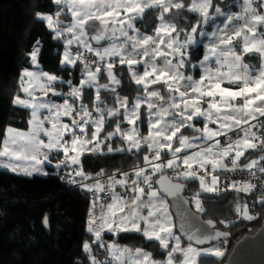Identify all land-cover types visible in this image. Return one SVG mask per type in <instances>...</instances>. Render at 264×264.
<instances>
[{
	"label": "snow or ice",
	"instance_id": "6c2138e0",
	"mask_svg": "<svg viewBox=\"0 0 264 264\" xmlns=\"http://www.w3.org/2000/svg\"><path fill=\"white\" fill-rule=\"evenodd\" d=\"M53 2L58 6L55 18L51 14L41 13L40 11L35 13V18L38 21L46 22L47 28L55 32L57 39L66 34H71V38L65 41V51L61 60L62 66L75 65L77 61L84 62L85 58L82 52L77 50L74 56L69 51V46L78 44L88 52L94 53L100 60H104L105 57H119L120 64H127L135 83L144 86L150 110L158 107L151 102V98L162 99V97L158 91H147L149 84H156L161 81V78H164V83L168 84L170 91L179 92L184 107L182 110L174 113L175 116L180 117L178 122L173 119L170 123L165 122L161 126L164 118L172 115L169 112V108L163 107L159 108L156 113L159 119H149V135L143 138V142L147 144L150 152L155 149L154 158L156 160L161 159L160 150L168 148L173 152V159L168 160L166 166L169 168L174 167L176 165L175 153H180L185 148L192 147V145L189 142V138L182 134L178 138L179 147L173 149V145L170 142L177 137L178 133H181L182 128L193 127L192 124L186 123L187 121H193L194 117L200 116H203L205 120L211 123L218 124L221 130H211L208 124L205 123L202 137H192L195 140L201 138L213 140L217 136L226 135L225 130L234 131L237 128H241L243 124L249 125L248 128L241 129L244 132L243 138L229 143L226 147L221 148L219 152L213 151L214 145L195 152L190 156L183 157V164L188 170L179 175L185 178L199 179L201 188L204 191H218L219 177L213 175L211 183L208 184L203 177H198L195 171H191L193 163H198L200 168H203L205 164H211L212 170L215 172L218 168H226L223 164V159L228 157L230 152L234 151L235 155L231 159L232 168L227 170H235L239 166L238 161L245 155V151L249 149L256 150L258 148V144L254 141H259V148L264 149V139H261V136H258L256 132L251 130L256 127L251 121L257 120L258 117H264V31L260 30L264 28V14L258 11L259 8L264 7V0H243V11L241 13H230L225 17L223 27L217 29L212 34L215 40L211 45L207 46L209 54H206L201 62L203 65L209 59L214 58L216 65L219 67L215 69L205 67V74L198 81L193 80L192 76H185L184 73L179 71L180 68L185 66L183 58L178 63L173 64L172 60L166 58L170 53L163 52L160 49L161 44H166L167 49L171 53H178L184 47L178 39L173 38V33H177L178 36L176 26L165 20L166 15L171 10H181L186 7L181 0H53ZM211 7L212 0H192L191 4L187 6V10L199 13L203 17V20L207 21L209 18V8ZM150 9H159L160 15L158 19L161 23L155 29V36L141 35L138 29L135 28L134 21L144 18L145 13ZM215 11L218 15H223L219 7ZM65 12L71 15V23L62 26L64 22L60 17L65 15ZM121 13H123L122 18ZM94 21L99 22V28L94 23H90ZM117 24L120 26L119 28L116 27ZM129 29L137 34L129 35ZM93 30L95 34L89 37V31ZM196 31L197 27H192V32L195 33ZM109 32L111 36L107 35ZM164 36L168 37L167 41H165ZM121 37L124 38L123 41L116 43L115 41H119ZM106 39H110L113 42L102 49H93L89 43V40H92L99 44ZM39 43L37 41V46H34L32 51L27 53L33 65L37 64V56L40 51L38 47ZM187 43H191V36L188 37ZM150 45H153V47L149 48ZM250 54L258 55L260 59L258 68L244 62L245 57ZM141 55L152 56L153 60L156 57L163 56L165 57L164 66L158 68L155 62L150 63L148 67L151 68V71L145 69L143 75H138L133 71V66L147 63L142 59H137V56ZM184 55V53H181L182 57ZM225 68L227 71H223ZM113 69L114 63H106L109 82L111 84H119L120 81L116 79ZM102 71V68L99 66L93 71L85 63L84 75L86 79L82 78L80 80V87H72L71 81H68L70 86L69 95L74 100L82 99L84 86L97 88V103L94 104V108L100 115L98 118H92L88 107L84 104L76 111L67 99L62 104L49 103L45 99L49 93L54 96L61 95L53 87L59 80L56 75L47 72L37 73L27 69L24 70L19 77V82L21 90L26 94L28 99H21L17 95L14 97L13 103L31 110L30 129L25 133L12 127L7 128V138L4 140L3 147L0 148V167L13 172L24 171L27 173L28 169L21 167L20 162H31L34 170L40 171L39 165L44 162L51 163L49 153L52 152H63L65 157L64 160H60L55 164L56 168H60L61 165L79 164V154L85 150H89L86 149V145L93 143L104 127L105 120L103 113L105 110H107L108 116L118 115V110L116 109L107 108V106L100 107V104L103 102L99 95V88L103 87L106 91L109 90L108 85H99L97 83V76ZM150 76H154L155 78L149 81L148 77ZM225 79L229 83L240 84L242 86L238 90L223 88L221 87V83ZM185 80L189 82L186 87H190L191 92L197 96V98L191 101L184 100L183 97L186 93L179 91L180 81ZM173 84L176 87H173ZM38 91L43 95L37 96ZM111 91H115V89H111ZM217 95L220 96L219 101L215 100ZM205 96L213 98L209 102L207 110L200 107L199 98ZM237 98H245L244 103L242 105L232 103ZM117 99L118 103L125 108L124 119L129 124L135 125L136 121L140 119V115L137 112L141 106L140 100L138 99L133 108L129 110L126 100H122L119 97ZM170 107L172 109H179L180 105L172 102ZM74 111H76V115L80 119L73 118L72 126L61 122V117H72ZM213 113L216 114L215 118L213 117ZM152 115L150 111L149 116L151 117ZM46 124H50V128L45 127ZM87 124L95 126V131L91 133L90 139H85L73 130V126L78 127L79 133L86 134L84 126ZM261 126L264 127V125ZM195 131L200 132L201 129L196 128ZM117 132H120L119 125H117ZM66 135H71L70 141L64 139ZM137 135L135 127L131 131L122 133V138L130 142L129 151L132 148H141V140L137 139ZM42 136L47 137V142L41 138ZM111 136L112 134L110 133L107 138L111 139ZM160 138L169 143H162ZM219 143V141H216V145H219ZM96 147H98V144ZM90 150L95 151L96 149ZM109 151H112V149L109 148ZM69 152L77 153V155L69 157ZM144 160L147 163H151L148 156H145ZM261 160H264V156H261L260 160H251L244 166V169L252 172L253 175H255L254 169L264 173V166L258 167ZM153 167L155 170H159L162 165L155 164ZM74 175L80 176L85 180L90 178L81 170H74ZM135 175L137 178L143 177V182L148 184L150 177L144 175L143 169L137 170ZM127 183V174H125V179L116 180L115 178H111L107 190H113V185L123 187ZM131 184L133 187L127 189V191L134 193L130 202L125 200L123 196L116 195L113 191L111 196L112 203L107 204V211H102L99 217L91 216L88 231L96 238L92 243L100 242L102 239L101 234L105 231L114 235L121 232H141L148 240L158 241L159 247L166 252V258L163 262L156 261L150 253L144 252L140 248L132 252L127 248H119L117 245L108 244L107 252L109 253L110 260L107 264H112V262H115V264H176L177 255L183 257L179 264H197L196 257L201 255H212L218 258L224 255L223 251L215 246L203 249L193 247L194 244L204 245L211 240H217L227 235L220 231H215L214 233H209L206 230L199 233L190 232L187 235L189 245L186 248H182L181 239L172 232L170 217L163 209V205L161 204V207L157 208L152 203L157 193L149 191L147 193L149 199L146 203L141 199L145 194V189L139 186L138 179L131 180ZM83 186L88 191L103 192L106 190L99 182L94 186ZM255 187L251 183H245L242 186L233 183L230 186L231 189L246 194L251 193ZM258 203L264 205V192H262ZM142 208L148 209L147 216L140 214L139 209ZM197 210L202 211L199 202H197ZM236 211L244 219H253L249 215L247 204L243 205V207L237 204ZM157 213L160 214L158 215ZM44 222L47 225V218H45ZM208 224L210 228H215V225L211 221ZM170 241L174 242L171 247H169ZM82 247L84 252L88 254L91 264H101L92 255L91 246L87 241L83 243ZM100 247L103 248L105 245L100 243Z\"/></svg>",
	"mask_w": 264,
	"mask_h": 264
},
{
	"label": "trees",
	"instance_id": "16d2710c",
	"mask_svg": "<svg viewBox=\"0 0 264 264\" xmlns=\"http://www.w3.org/2000/svg\"><path fill=\"white\" fill-rule=\"evenodd\" d=\"M191 1L181 0L186 7ZM240 1L212 0L209 16L213 15L214 18L210 16L205 27L201 25L202 17L189 12L186 7L181 10H171L165 20L176 26L178 38L183 41L194 26H197L195 36L200 30L206 32L211 30L214 20L218 19L215 11L217 7L222 13H232L237 10ZM57 8L53 0H0V146L7 127L28 129L30 110L15 105L13 100L17 95L24 96L19 77L24 70L31 68L32 62L27 53L37 46V41L40 42L37 62L41 70L59 78L53 87L56 91H60L61 95L49 94V98L53 101L67 99L73 106L75 102L76 105L84 104L89 112L97 103L94 89L85 86L82 90V99L72 103L68 81H71L72 87H80L82 65L89 62L85 59L74 67L62 66L61 56L64 49L62 42L55 37V32L47 28L46 22L35 18L37 11L51 14L55 18ZM159 15V9L148 10L144 18L135 21L138 31L145 35H153L160 22ZM60 19L64 22L62 26H66L71 21V15L65 12ZM202 39L204 40L205 36ZM201 44V42L196 46L189 44L185 51L187 63L183 68L184 72H191L193 65L201 60L203 55ZM244 62L257 67L258 57L250 54L245 57ZM118 63L119 61L114 63L113 70L120 83L115 91L99 90L103 102L100 106H113L118 97L125 98L127 105H130L137 97L146 94L145 88L138 86L131 78L127 64ZM90 67L94 68V65ZM193 75L199 78V70L196 67ZM101 78H105L103 72L100 74ZM155 88H159L161 94L166 96L167 89L164 85L150 86L147 91L150 92ZM205 98L209 99V97ZM145 109L146 107L143 106L141 111L144 112ZM114 120L115 118L107 119V121ZM110 125L111 123L108 122L107 126ZM103 128L97 136L98 140H101L105 131ZM85 129L84 138L90 139L93 132L92 126L88 124ZM92 144L94 141L88 146ZM117 145L123 146L124 142L114 137L111 147L116 148ZM148 151L146 146L119 152L97 150L94 154H83L79 167L88 177H93L97 173L108 175L144 164V157ZM257 155V153L245 151L239 165L247 163L250 158H256ZM186 183L185 198L192 202V199L196 197L201 204L202 211L199 214L202 218L216 222L217 228L228 232L231 238L240 236L247 228L258 227L257 220L264 215V205L258 203L259 197L253 193L241 194L230 191L208 193L201 188L199 179L189 178ZM118 189L119 187H116L114 190ZM237 204L241 207L247 204L249 215L253 219L247 220L238 214ZM95 205L97 203H90L86 191L66 187L55 168L48 167L45 175L32 176H21L0 170V264H91L88 254L82 247L86 241L91 246L92 255L101 264L110 259L107 252L108 241L126 248L136 246L150 253L156 261L165 260L166 252L159 247V243L148 240L139 233L103 234L100 242L92 243L96 238L86 230V219L89 209ZM45 218H47V225L44 222ZM253 221H257V225L249 226ZM256 227L249 233H253ZM100 243H103L105 247L101 248ZM226 244L229 247V244ZM213 246L216 247V245ZM225 255L226 253L219 258L201 255L198 257L197 264H222Z\"/></svg>",
	"mask_w": 264,
	"mask_h": 264
},
{
	"label": "rangeland",
	"instance_id": "374dc122",
	"mask_svg": "<svg viewBox=\"0 0 264 264\" xmlns=\"http://www.w3.org/2000/svg\"><path fill=\"white\" fill-rule=\"evenodd\" d=\"M192 2V1H191ZM191 2H190V4H191ZM189 4V5H190ZM186 9H187V7H186ZM212 18H214V16L213 15H210ZM205 22V23H204ZM161 23V21L158 23V25H157V27L159 26V24ZM207 23H208V21H204L203 19H202V26L203 27H205V25H207ZM111 27V26H110ZM116 27L117 28H119L120 26L117 24L116 25ZM197 27V26H196ZM139 32V31H138ZM191 33V34H190ZM189 33V35L187 36V38L185 39V40H183V41H180L179 40V38H178V36L175 34V33H173V38H175V39H178L179 40V42L181 43V44H183L184 45V47H182L181 49H180V52H178V53H171L170 52V50L169 49H167V47H166V44H161L160 45V49H161V51H163V52H165L164 51V47H166V49L168 50V52L170 53L166 58L167 59H170V60H172V62H173V64H176V63H178L180 60H181V58H183V60H184V64H185V66H186V63H187V54H186V50H187V48H188V46H189V44H194V46H196L199 42H201V43H203L204 42V44H205V46L204 45H202L203 46V48L205 49V53H204V50H203V53H204V55H202L203 57L201 58V60H203V58H204V56L206 55V54H209L208 53V48H207V46H208V42L206 41V37H205V39L203 40L202 39V37H204V36H206V31L205 30H200V31H198V38H197V43L195 42V39H194V33L191 31ZM109 35L108 36H110V32L108 33ZM137 33H134L133 32V34H129V35H136ZM139 34H141V35H145V34H142V33H140L139 32ZM117 35H119V33H117ZM156 35V32L153 34V35H151V36H155ZM161 35H163V34H161ZM189 36H191V43H187V40H188V37ZM123 37H121V39L119 40V41H115L116 43H120L121 41H123ZM164 39H165V41H167L168 40V37L167 36H164ZM113 41L112 40H109L107 43H105V44H97V43H91V46L93 47V49H102L103 47H107V46H109V44H111ZM151 47H153V45H150L149 46V48H151ZM141 52H142V50H141ZM181 53H184L185 55L182 57L181 56ZM96 56V55H95ZM97 57V56H96ZM98 59H99V57H97ZM111 58H113V57H105V59H104V68H102V72L104 73V76H105V78L104 79H100V74H98V76H97V83L99 84V85H108V88L109 89H116L115 87H117V85L118 84H111L110 82H109V80H108V77H107V70H106V63H108V62H110V59ZM147 58H148V56H138V59H145V60H147ZM164 59H165V57H163V56H160V57H156L155 58V60H153V57L151 56V62L150 63H153V62H155L156 63V65H157V61H159V60H161L163 63H164ZM212 59V58H211ZM211 59H209V61H207L206 62V65L209 67V65H210V60ZM150 63H143V65L146 67V66H148V64H150ZM118 64H120V63H118ZM139 64H136V65H134L133 66V71L135 72V67L136 66H138ZM184 66V67H185ZM158 67V66H157ZM183 67V68H184ZM195 67H198V62L196 63V64H194L193 65V68H192V70H191V72H184L183 71V68H180L179 69V71L180 72H182V73H184V75L185 76H192V78H193V80H196V81H198L200 78H196L194 75H193V73H194V68ZM91 68V67H90ZM95 68H96V66H94V68H91V70H95ZM84 69H85V63H83V65H82V69H81V77H80V80L82 79V78H84V79H86V76L84 75ZM150 70H151V68H150ZM128 72H129V74L131 75V78H132V73L129 71V68H128ZM113 73H114V75L116 76V79L118 80V78H117V75H116V73L114 72V70H113ZM133 79V78H132ZM148 80H150V77H148ZM79 84H80V81H79ZM189 84V82L188 81H180V85H179V91L180 92H185L186 93V95L183 97V99L184 100H189V101H191L192 99H195V98H197V96H196V94H194V93H192L191 92V88L190 87H186V85H188ZM165 86V85H164ZM85 87H87V86H85ZM166 87V86H165ZM176 87V86H175ZM93 89H94V91H95V96L97 95V88L96 87H92ZM166 92H167V94H166V96H163L162 94H161V92L160 91H158L159 93H160V95H161V97H162V99H157V98H155V97H153V98H151V102L152 103H154V104H156L158 107L157 108H153V109H149L148 108V97H147V95L146 94H144V95H142V97H137L134 101H133V103L132 104H130V105H127V108L129 109V110H131L132 108H133V106H134V104L136 103V101L139 99L140 100V103H141V106H140V108L137 110V112H138V114L140 115V119L139 120H137L136 121V124L135 125H132V124H129L125 119H124V113H125V108L120 104V103H118V99H116V103H115V105H113V106H107V108H111V109H116V110H118V115H116V116H108V114H107V110H105V112L103 113V115H104V120H105V126H104V128L103 129H105V131L103 132V134H102V139L101 140H97V137H96V140H95V144L96 143H98V145H100V148H99V151L100 152H119V151H121V150H129V148H130V142L129 141H126L125 139H123L122 138V133L123 132H128V131H131V129L133 128V127H135L136 129H137V133H138V135H137V139H140L141 140V147H144V146H146V147H148L147 146V144L146 143H144L143 142V138L144 137H147L148 135H149V131H150V125H149V119H152V120H156V119H159V117L156 115V113H157V111L159 110V108H161V107H163V108H169V112L170 113H172V115H169V116H167V117H165L164 118V120L162 121V124H161V126H163V124L165 123V122H168V123H170L173 119H175L177 122L180 120V117H178V116H175L174 115V113L176 112V111H180V110H182L183 109V107H184V105H183V101L181 100V98H180V96H179V92H176V91H170L169 90V87H166ZM99 90H105L103 87H100L99 88ZM40 96H42V95H40ZM21 99H22V97H20ZM120 99H122V100H126L125 98H123V97H119ZM45 99L49 102V103H55V104H62L63 103V101H53V100H51V99H48L47 97H45ZM200 99V107H202L203 108V106L201 105L202 104V102H204V103H207V104H209V102L211 101V100H209V99H206V98H203V97H200L199 98ZM213 99V98H212ZM215 99H216V101H219V98L218 97H215ZM95 100H96V97H95ZM172 102H175V103H177V104H179L180 105V108L179 109H172L171 107H170V104L172 103ZM234 104H236L237 105V103H236V101H234ZM18 106H20V105H18ZM146 107V109H145V111L144 112H142L141 111V108L142 107ZM22 107V106H21ZM100 107H105V106H100ZM78 111V110H77ZM152 112V116L150 117L149 116V112ZM189 111H191V109H189ZM91 114H97V115H100L99 113H97L96 112V110H95V108H93V110L90 112ZM45 114H46V112H45ZM73 118H75L73 115H72V117H68V116H63V117H61V122L62 123H65V124H68L69 126H72V119ZM77 118L78 119H80L79 118V116H77ZM108 118H115V120L114 121H107V119ZM203 119L204 121H207V120H205V118L203 117V116H200V117H194V119H193V121H187L186 123H188V124H192L193 125V127H187V128H182L181 129V133H178L177 134V137H175L170 143L173 145V149L175 148V147H179L180 145H179V136L182 134V135H184V136H186V137H188L189 138V142L191 143V145L193 146V145H195V143H193V140L194 139H192V137H194V131H195V129L197 128V127H199L201 130H203V128H201L200 126H198L197 124H196V121H198V120H200V119ZM30 119H31V110H30ZM29 119V120H30ZM108 122H110L111 123V125L110 126H107V123ZM120 123H123V125H121V127H119L120 128V132H117V125H119ZM92 125V124H91ZM93 126V128H95V126L94 125H92ZM9 127H11V126H9ZM45 127H47V128H50V124H46L45 125ZM8 128V127H7ZM7 128H6V130H5V136H4V138H3V140H2V142H1V146H0V148H2L3 147V144H4V140L7 138V135H8V133H7ZM13 128V127H12ZM14 129H16V128H14ZM29 129H30V125H29V121H28V129L27 130H19V129H16V130H18V131H21V132H25V133H27L28 131H29ZM73 130L75 131V127L73 126ZM76 132V131H75ZM77 133V132H76ZM112 134V136H111V139H108L107 137L109 136V134ZM80 135V134H79ZM68 136H70L71 137V135H66V137H68ZM114 137H117L118 139H121V140H123L124 141V145L123 146H119V145H117L116 146V148H112L111 147V144H112V139L114 138ZM43 140H45V142H47V137H41ZM161 139V142L162 143H169L168 141H164L162 138H160ZM67 141V140H66ZM202 141H203V138H202ZM204 144H206L205 142V139H204ZM175 143H177V145H175ZM93 145V144H92ZM91 145V146H92ZM91 146H88V145H86V149H89L88 147H91ZM109 148H111L112 149V151H109ZM189 148H191V147H189ZM135 149V148H134ZM165 150H167V151H169V152H172V151H170L168 148H164ZM98 150V149H97ZM187 150V148H185L183 151H186ZM42 151H46V150H42ZM88 151L89 150H85L83 153H81V154H79V158H81V156L83 155V154H85V153H88ZM61 153L62 152H59V153H57V152H52V153H49V158H50V160H51V163H48V162H44V163H42L41 165H39V168L41 169L40 171H36V170H34V166H33V164L31 163V162H20V166L21 167H25V168H27L28 169V172L26 173V172H24V171H17V172H13V171H10V170H8V169H5V168H3V167H0V170H6V171H9V172H11V173H14V174H18V175H21V176H32V175H45L46 174V172H47V168L48 167H52V168H55V169H59V168H56L55 167V164L59 161V160H57V159H59V157L61 156ZM73 155H77V153H73V152H69V157H71V156H73ZM154 157V156H153ZM42 158V157H41ZM150 161H151V163H148V166L150 167V170H151V172H152V176H154L155 175V171H154V167H153V159H150ZM183 162V159L181 160V162H176V165H178V166H180V164ZM72 165H79V164H72ZM196 164H193V166H195ZM111 178H115L116 180H120V179H125V175H120V176H117L116 174H115V176H110L109 177V179L107 180V182L106 183H108V185H109V183L111 182ZM127 179H128V183L125 185V186H120V185H113V189H115L116 187H121V188H123V189H125V188H129L130 186H132V184H131V180L127 177ZM134 180H137V179H134ZM150 180H152V178H150ZM154 180H155V178H154ZM153 180V181H154ZM208 193H212V192H208ZM248 194V193H247ZM193 201L191 202V205H192V208L197 212V213H199V212H201V211H198L197 210V202H199V200H197V198L196 197H194V199H192ZM128 202H130V201H128ZM199 204H200V202H199ZM107 204H105V202L104 203H101V202H98L97 203V205H95V206H93V207H91L90 209H89V211H88V213H87V219H86V230L88 231V227H89V220H90V218H91V216H95V217H99V216H101V214H102V211L103 212H106L107 211ZM200 206H201V204H200ZM202 209V208H201ZM140 211V214L141 215H144V216H147V214L143 211V210H139ZM158 215L160 214V213H157ZM171 214V213H170ZM170 214H167L169 217H170V221H171V224H172V229H173V223H172V218H171V216H170ZM256 222L257 221H253L252 223H251V225H249V226H254L255 224H256ZM248 227V226H247ZM246 227V228H247ZM245 228V229H246ZM245 229H244V231H245ZM244 231H242V232H244ZM89 232V231H88ZM122 233H124V232H122ZM133 233H139V234H142L141 232H133ZM92 234V233H91ZM103 234H112V233H110V232H107V231H105V232H102V234H101V237H102V235ZM93 235V234H92ZM116 235V234H115ZM143 235V234H142ZM95 237V236H94ZM147 239V238H146ZM158 242V241H157ZM108 244H113V243H111V241H108ZM226 244V243H225ZM229 244V243H228ZM118 246V245H117ZM119 248H126V247H124V246H118ZM211 247V246H210ZM231 247V246H230ZM230 247H228V245L226 244V251L227 250H229V248ZM204 248H209V247H204ZM127 249H129L130 251H132V252H134L136 249H137V247L135 246H133V248H127ZM201 249H203V248H201ZM197 258V257H196ZM182 259H183V257H182ZM181 259V260H182ZM180 260V261H181ZM179 261V262H180ZM179 262H177L176 264H179Z\"/></svg>",
	"mask_w": 264,
	"mask_h": 264
},
{
	"label": "built area",
	"instance_id": "2783aa9c",
	"mask_svg": "<svg viewBox=\"0 0 264 264\" xmlns=\"http://www.w3.org/2000/svg\"><path fill=\"white\" fill-rule=\"evenodd\" d=\"M260 30L264 31V28H262ZM77 50H79L77 47L70 48V51L73 54H76ZM84 58L89 62L90 65H94L96 67L99 66L101 68H104V60L98 59L96 56H94V53L86 51ZM117 59H119V57H115V59H110V62L116 63ZM71 99H72V103H74L75 100L73 99L72 96H71ZM244 99L245 98H237V100H235V101H236L237 105H242L244 103ZM73 107L76 111L81 108V106L76 105V102H75ZM76 111L73 112V116L75 117V119H78L77 115H76ZM91 117L92 118H98L99 115L92 114ZM251 123L256 125V127L252 128L251 130L253 132H256L258 136H261V139H264V127L261 126V125H264V117H258L257 120H253ZM248 127H249L248 124L242 125L241 128H237L234 131H229V132H227L226 135L217 136L213 140H209V142H207V146L212 147L215 145V147H213V151L219 152L221 148L226 147L229 143H231V142H233L239 138H243L244 132L241 129L242 128L246 129ZM77 129H79V128L77 127ZM216 141L220 142L219 145H216ZM254 142L258 144V148L256 150L251 149L250 152L257 153L258 155L256 156V158H253L251 160H260V157L264 156V149L259 148V141H254ZM230 155H231V152L229 153V156ZM147 156L149 157V160L153 159V163H155V159L153 157L154 151H152V152L149 151ZM183 156L184 155H180L179 157H183ZM64 159H65V157L63 158V160ZM225 161H228V159ZM178 162H180V161L178 160ZM260 166H264V160L260 161V165H258V167H260ZM148 167H149L148 165L147 166H135L133 168H128L125 170L116 171V172H114V174H111V175L98 173L94 177H91V178L86 179V180L85 179L77 180L75 178L74 170H78V168L75 166L62 165L58 171L60 173L61 182L66 187H69V188L81 189L84 187L83 185L96 184L97 182L101 183L105 187V189H106L105 191H103V192L88 191L89 199L91 202L98 201L102 198H107L111 195L112 192L110 190H107L108 187L105 186L104 183H105V181H107L109 179L110 176H115V174L117 176L127 174V177L129 179H132L136 176L135 172L137 170L143 169L144 175L152 178V182L150 185L145 184L143 182V177H140L138 180L139 186H141V187L148 186L150 189H154V190L156 189V185L154 184L153 180H154V178L156 179L159 175H162V174H166L168 177H170L171 179H173L175 181H180V180L185 181V180L189 179V178H185V177H182L181 175H179L180 173H183L184 171L188 170V169H186V167L182 163L180 164V166L175 165L172 168L164 169V170L160 171L159 173H156L154 176H152V172H151V170L148 169ZM231 168H232V166L222 168V169L218 168L215 172H213L212 167L210 165H204L203 168H200L198 166H193L191 171H195L198 177H203L208 184L211 183V179H212L213 175L219 177V182L217 185L218 191L212 192V193L230 191V192H234V193L246 194L244 192H238L234 189H231L230 186L233 183H236L237 185H240V186H242L245 183H251V184H254L256 186L255 189L251 193H253L255 196L260 198L262 192H264V173H261L258 170L254 169L253 171L255 172V175H253L252 172L244 169V167H238L235 170H227V169H231ZM241 169H244V170H241ZM120 192H121V196H123L125 199L131 198L130 192L125 191V190H120ZM215 245L217 248H219L221 251H223V253L226 251L225 242L219 241ZM104 264H107V263L104 262Z\"/></svg>",
	"mask_w": 264,
	"mask_h": 264
},
{
	"label": "water",
	"instance_id": "95a60500",
	"mask_svg": "<svg viewBox=\"0 0 264 264\" xmlns=\"http://www.w3.org/2000/svg\"><path fill=\"white\" fill-rule=\"evenodd\" d=\"M154 183L160 196L166 199L170 206L175 232L182 242L189 244L187 235L190 232L199 233L206 230L209 233H214L220 231L227 235L217 240H211L204 245L194 244L193 246L204 248L219 240L229 241V247H231L222 264H264V215L257 220L259 225L255 226L256 229L253 233L249 232L255 227L247 228L240 236L231 238L228 232L217 228L216 222L203 219L199 213L192 209L191 201L184 196L187 189L185 182L173 181L164 174L155 179ZM209 221L215 225V228L209 227Z\"/></svg>",
	"mask_w": 264,
	"mask_h": 264
},
{
	"label": "crops",
	"instance_id": "0c3cea01",
	"mask_svg": "<svg viewBox=\"0 0 264 264\" xmlns=\"http://www.w3.org/2000/svg\"><path fill=\"white\" fill-rule=\"evenodd\" d=\"M242 2H243V0H241L240 3L238 4V6H237V10H236L235 12H232L231 14H239V13H241V12L243 11V8H242ZM189 4H190V3H189ZM258 11H259L261 14H264V7L259 8ZM191 13H193V12H191ZM195 14L200 15L199 13H195ZM228 14H230V13H223V15H218V14H217L218 19L214 20L213 25H212V29L209 30V31L206 33V36H205V37H206V41L208 42V45H211V44L214 42L215 37H213L212 34H213L214 32H216L217 29L223 27V22L225 21V17H226ZM122 17H123V13H121V18H122ZM202 19H203V17H202ZM209 19H210V16H209V18L207 19V21H209ZM70 23H71V21H70ZM70 23H69V24H70ZM90 23H94V24L96 25L97 28L100 27L98 21H94V22H90ZM204 23H205V22H204ZM201 24H202V23H201ZM134 25H135V28L137 29L136 24H135V21H134ZM110 26H111V25H110ZM128 33H129V34H133L132 30H130V29L128 30ZM94 34H95L94 30H93V31H89V33H88L89 37L92 36V35H94ZM107 35H109V34H107ZM229 35H231V33H229ZM110 36H111V34H110ZM70 38H71V34H66V35L61 36L60 38H58V40L62 42V45H63V47H64V49H63V53H62V56H61V60L63 59V54H64V51H65V41H66L67 39H70ZM197 38H198V35L194 36V39H195V42H196V43L198 42V41H197ZM109 40H110V39H106V40H104V41H101L99 44H105V43H107ZM89 43L91 44V43H96V42H95V41H92V40H89ZM199 43H200V42H199ZM201 45H204V46H205L204 42H203ZM72 47H78V48H79V51L82 52L83 55L85 56L86 51H87L86 49L80 47L78 44H73V45L69 46V51H70V48H72ZM202 48H203V46H202ZM129 50H130V48H129ZM203 50H204V53H205V49H204V48H203ZM164 51H165V52H168V50L166 49V47H164ZM70 52H71V51H70ZM204 53H203V55H204ZM73 55L75 56V54H73ZM252 55H254V54H252ZM255 55L258 57L257 54H255ZM202 57H203V56H202ZM111 59H115V57H113V58H111ZM137 59H138V56H137ZM142 60H143V61H146L147 63H150V62H151V56H148L147 60H145V59H142ZM118 61H119V59L116 60V62H118ZM202 61H203V60H200V61L198 62V67H196V68L199 70V78H200L202 75L205 74V67H208V66L206 65V63L202 65V63H201ZM210 61H211V62H210V65H209L210 68L215 69V68L219 67L218 65H216V63H215V59H214V58H212ZM78 62H81V61H77V63H78ZM77 63H76V64H77ZM76 64H75V65H76ZM257 64H258V65H257L256 68H258L259 65H260V59H259V57H258V62H257ZM75 65H67V66H68V67H74ZM88 65L90 66V64H88ZM157 66H158V68H162V67L164 66V63H163L161 60H159V61H157ZM145 69H147L148 71H151V70H150V67H148V66L145 67L143 64H139L138 66L135 67V72H136L138 75H143V72L145 71ZM29 70H30V71H33V72H37V73H39V72H43V71L41 70L40 65H39L38 62H37L36 65H33V64H32V66H31V68H30ZM223 71H227V69L225 68V69H223ZM154 78H155L154 76H150V80H149V81H151V80L154 79ZM133 81H134V80H133ZM134 82H135V81H134ZM170 83H172V82H170ZM158 84H159V85H165L166 87H168V84L164 83V78H161V81L158 82V83H156V84H149L148 87L153 86V85H158ZM138 86L144 88L143 85H138ZM240 86H242V85H240V84L229 83L226 79L221 83V87H223V88H227V89H231V90H238V88H239ZM173 87H175V84H173ZM115 88H116V87H115ZM152 91H160V89H159V88H155V89L152 90ZM57 92L61 93L60 91H57ZM23 94H24V96L22 97V99H28V97L26 96V94H25L24 92H23ZM49 94H51V93H49ZM40 95H43V94H42L41 92L38 91V92H37V96H40ZM58 96H60V95H58ZM205 97H207V96H205ZM205 97H203V98H205ZM216 97H218L219 100H220V96H219V95H217ZM47 98L50 99V98H49V95H48ZM215 100H216V99H215ZM63 101H64V100H63ZM232 103H234V101H232ZM201 105L203 106V108L201 107L202 109H204V110H207V109H208V104H207V103L202 102ZM29 110H30V109H29ZM215 115H216V114L213 113V117H214V118H215ZM252 121H253V120H252ZM252 121H251V122H252ZM205 123L208 124V127H209V129H211V130H214V131H219V130H221V129H219V125H218V124L211 123L210 121H204L202 118H201L200 120L196 121V124H197L198 126H200L201 128L204 127ZM87 125H88V124H87ZM243 125H246V124H243ZM119 127H120V124H119ZM197 128H199V127H197ZM92 129H93V132H94V131H95V128H93V126H92ZM199 129H200V128H199ZM225 131H226V133L229 132V131H227V130H225ZM100 133H101V132H100ZM202 135H203L202 130H201L200 132L194 131V136H196V137H202ZM203 141H204V139H203ZM203 141H202V138L199 139V140H195V139H194V140H193V143H195V145H193L191 148L188 147L186 151H182V152H180V153H175L176 162H178V160L181 162V160L183 159V157H179V156H180L181 154H183V153H186V156H190V155H192V154L195 153V152H198V151H201V150H203V149L208 148V147L205 146L206 144H204ZM205 141H206L205 143L209 142V140H205ZM123 142H124V141H123ZM97 144H98V143L93 144V145H97ZM175 145H177V143H175ZM99 148H100V145H98V147H96V149H98V150H99ZM132 149L134 150V148H132ZM153 151L155 152V149H154ZM248 151H251V149H249ZM88 153H89V151H88ZM61 154H63V152H62ZM160 155H161V159L156 160L155 164H160V165H162V167H161L159 170H161V169H166V168H167V166H166V165H167V161L173 159V152H169V151H167V150H165V149H162V150H160ZM234 155H235V152L232 151V152H231V155H230L229 157H226V158L223 159V164H224L226 167L232 166V165H231V159L234 157ZM154 159H155V158H154ZM227 159H228V161H225V160H227ZM59 160H60V157H59ZM250 161H251V158L247 161V163H249ZM146 163H147V162H146ZM247 163H245V164H243V165H239V161H238V165H239V166H245ZM182 164H183V162H182ZM193 164H196L195 166L200 167L198 163H193ZM147 165H148V164H147ZM147 165H146V166H147ZM205 165H210V166L212 167L211 164H205ZM239 166H238V167H239ZM134 167H135V166H134ZM131 168H133V167H131ZM148 169L150 170V167H148ZM220 169H222V168H220ZM159 170H155V171H159ZM134 179H138V180H139V178H137L136 176H135L134 178L130 179V180H134ZM77 180H82V177L79 176V177L77 178ZM151 182H152V180H149L148 185H150ZM132 187H133V185L130 186L129 189L132 188ZM140 187H141V186H140ZM142 188L145 189V194L141 197V199L147 203V202H148V199H149L148 196H147V193H148L149 191H152V189H150L149 187H142ZM113 191L115 192L116 195H119V196H120V192H119V191H115V190L113 189V190H112V193H113ZM128 192L131 193V198H132L133 195H134V193L131 192V191H128ZM155 192L157 193V196H156V198L152 201V203H154V204L157 206V208L161 207V204H162V205H163V209L166 211V213H167V214H170V206H169L167 200L164 199V198H162V197L160 196V194H159L157 191H155ZM111 196H112V195H111ZM111 196H110L109 198H106V199H101L99 202H101V203H104V202H105V204L112 203ZM131 198H129V199H125V200L130 201ZM139 210H143L146 214H147V212H148V209H147V208H142V209H139ZM170 216L172 217L171 214H170ZM121 233H122V232H121ZM112 235H114V234H112ZM144 252H145V251H144ZM181 259H182V257H177L176 263L179 262ZM109 260H110V259H109ZM109 260H106V262H108ZM196 260H197V263H198V257L196 258ZM103 262H105V261H103ZM112 264H115V262H112Z\"/></svg>",
	"mask_w": 264,
	"mask_h": 264
},
{
	"label": "clouds",
	"instance_id": "9594fccd",
	"mask_svg": "<svg viewBox=\"0 0 264 264\" xmlns=\"http://www.w3.org/2000/svg\"><path fill=\"white\" fill-rule=\"evenodd\" d=\"M209 100H212V97H209ZM79 106H81V105H79ZM80 118V117H79ZM91 125V124H90ZM86 126V125H85ZM84 126V127H85ZM92 126V125H91ZM120 127H121V125H120ZM78 130V132H79V129H77ZM80 135H82L83 137H84V134H81V133H79ZM102 139V138H101ZM65 140H67V141H70L71 140V138H69V139H65ZM97 140H98V137H97ZM94 144H95V141H94ZM206 147H208L207 146V143H206V145H205ZM93 148H95L96 149V145H92L91 147H90V149H93ZM134 150H136V149H134ZM95 151H97V149L95 150ZM95 151H89V153L90 154H94L95 153ZM148 155V154H147ZM146 155V156H147ZM181 155H184L183 157H185L186 156V153H183V154H181ZM63 158H64V154H61V156H60V160H63ZM57 160H59V159H57ZM59 160V161H60ZM155 162H156V159H155ZM148 163H144V164H142V165H137V166H146ZM154 165H155V163H153ZM62 166V165H61ZM69 166H75V167H77L78 168V170H80V167H79V165H72V164H69ZM240 167V166H239ZM61 168V167H60ZM59 168V169H60ZM59 169H56V171L59 173ZM166 169H169V167H167ZM162 170H164V169H161V170H159V171H155V169H154V171H155V174L156 173H159L160 171H162ZM121 171V170H120ZM98 174V173H97ZM111 174H114V173H111ZM111 174H108V175H111ZM162 175H164V174H162ZM95 176V175H94ZM93 176V177H94ZM159 176H161V175H159ZM158 176V177H159ZM79 176H75V178L77 179ZM157 177V178H158ZM91 178V177H90ZM156 178V179H157ZM170 178V177H169ZM171 179V178H170ZM83 180V179H82ZM173 180V179H172ZM155 181V180H154ZM173 181H175V180H173ZM107 181H105V186H107L108 187V183H106ZM177 182H181V181H177ZM183 182H185V184L187 185V183H186V180L185 181H183ZM155 184V183H154ZM95 184H91V185H88V186H94ZM145 187H148V186H145ZM72 189H75V188H72ZM127 189L128 188H125V189H123V188H121V187H119V189L118 190H115V191H119L120 192V190H125V191H127ZM77 190H84V191H86L87 192V194H88V190H87V188L86 187H83V188H81V189H77ZM152 191H157L158 192V190H157V187H156V189L154 190V189H152ZM111 192H112V190H111ZM131 194V193H130ZM111 195H112V193H111ZM110 195V196H111ZM109 196V197H110ZM120 196H121V192H120ZM109 197H107V198H109ZM88 198H89V195H88ZM102 199H106V198H102ZM101 200V199H100ZM100 200H98V201H95V202H91L90 201V199H89V201H90V203H98ZM193 209V208H192ZM194 210V209H193ZM195 211V210H194ZM196 212V211H195ZM172 218V223H173V229H172V232L174 233V235H176L177 236V234H176V232H175V228H174V221H173V217H171ZM219 241H223V240H219ZM219 241H217V242H219ZM216 242V243H217ZM223 242H225V243H229V241H223ZM172 243H174L173 241H170V245H172ZM215 243V244H216ZM189 244H187V243H184V242H182L181 241V247L182 248H186L187 246H188ZM211 246V245H210ZM210 246H206V247H210ZM194 247V246H193ZM212 247V246H211ZM196 248H198V247H196ZM227 252H228V250H227ZM226 251L224 252V253H227ZM177 257H182V256H180V255H177ZM164 261V260H163ZM163 261H161V262H163ZM107 263V262H106Z\"/></svg>",
	"mask_w": 264,
	"mask_h": 264
},
{
	"label": "flooded vegetation",
	"instance_id": "af4514ba",
	"mask_svg": "<svg viewBox=\"0 0 264 264\" xmlns=\"http://www.w3.org/2000/svg\"><path fill=\"white\" fill-rule=\"evenodd\" d=\"M75 131L77 132V134H79V132H78V130H77V127H75ZM69 138H71L70 136H68V137H64V139H69Z\"/></svg>",
	"mask_w": 264,
	"mask_h": 264
},
{
	"label": "bare ground",
	"instance_id": "6f19581e",
	"mask_svg": "<svg viewBox=\"0 0 264 264\" xmlns=\"http://www.w3.org/2000/svg\"><path fill=\"white\" fill-rule=\"evenodd\" d=\"M91 116H92V114H91Z\"/></svg>",
	"mask_w": 264,
	"mask_h": 264
}]
</instances>
